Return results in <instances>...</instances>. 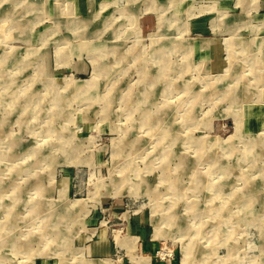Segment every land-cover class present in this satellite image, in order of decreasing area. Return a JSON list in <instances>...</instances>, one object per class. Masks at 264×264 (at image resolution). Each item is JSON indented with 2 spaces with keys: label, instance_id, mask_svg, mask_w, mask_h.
<instances>
[{
  "label": "rangeland",
  "instance_id": "obj_1",
  "mask_svg": "<svg viewBox=\"0 0 264 264\" xmlns=\"http://www.w3.org/2000/svg\"><path fill=\"white\" fill-rule=\"evenodd\" d=\"M187 246L264 264V0H0V264Z\"/></svg>",
  "mask_w": 264,
  "mask_h": 264
},
{
  "label": "crops",
  "instance_id": "obj_2",
  "mask_svg": "<svg viewBox=\"0 0 264 264\" xmlns=\"http://www.w3.org/2000/svg\"><path fill=\"white\" fill-rule=\"evenodd\" d=\"M93 1V0H92ZM95 1V0H94ZM214 1H217V2H220V3H224V1L225 0H214ZM236 20V19H235ZM204 20H202L201 22H203ZM200 22V23H201ZM144 26H145V28H150L148 25H146L145 23H144ZM217 49H215L214 47L213 48H211V51H210V53H211V58H212V60H213V62L215 61V60H219L220 59V53H219V51H217V53L215 54V51H216ZM143 250L144 251H148V252H153V246L151 245V244H149V243H147L146 241L143 243ZM146 259V258H145ZM146 262L149 264V261L148 260H146Z\"/></svg>",
  "mask_w": 264,
  "mask_h": 264
},
{
  "label": "bare ground",
  "instance_id": "obj_3",
  "mask_svg": "<svg viewBox=\"0 0 264 264\" xmlns=\"http://www.w3.org/2000/svg\"><path fill=\"white\" fill-rule=\"evenodd\" d=\"M200 252H202V251H200ZM209 259L210 258H207L206 260H204L205 261L204 264H208V260ZM194 263H195V259H194L193 252L191 251V249L188 246L187 247H184V252H183V257H182L181 264H194Z\"/></svg>",
  "mask_w": 264,
  "mask_h": 264
}]
</instances>
